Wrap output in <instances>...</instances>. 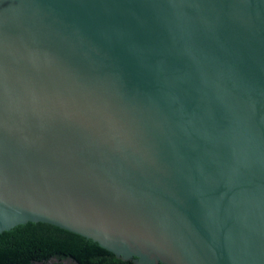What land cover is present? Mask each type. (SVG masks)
I'll return each mask as SVG.
<instances>
[{
  "label": "water",
  "instance_id": "water-1",
  "mask_svg": "<svg viewBox=\"0 0 264 264\" xmlns=\"http://www.w3.org/2000/svg\"><path fill=\"white\" fill-rule=\"evenodd\" d=\"M27 222L264 264V0H0V233Z\"/></svg>",
  "mask_w": 264,
  "mask_h": 264
},
{
  "label": "trees",
  "instance_id": "trees-1",
  "mask_svg": "<svg viewBox=\"0 0 264 264\" xmlns=\"http://www.w3.org/2000/svg\"><path fill=\"white\" fill-rule=\"evenodd\" d=\"M135 264L85 237L43 222H27L0 233V264Z\"/></svg>",
  "mask_w": 264,
  "mask_h": 264
},
{
  "label": "rangeland",
  "instance_id": "rangeland-1",
  "mask_svg": "<svg viewBox=\"0 0 264 264\" xmlns=\"http://www.w3.org/2000/svg\"><path fill=\"white\" fill-rule=\"evenodd\" d=\"M37 264H53V261H48L46 263H37Z\"/></svg>",
  "mask_w": 264,
  "mask_h": 264
}]
</instances>
